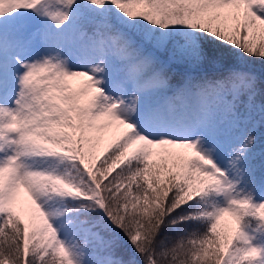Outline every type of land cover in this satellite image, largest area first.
<instances>
[{"label": "snow or ice", "instance_id": "6c2138e0", "mask_svg": "<svg viewBox=\"0 0 264 264\" xmlns=\"http://www.w3.org/2000/svg\"><path fill=\"white\" fill-rule=\"evenodd\" d=\"M0 264H264V0H0Z\"/></svg>", "mask_w": 264, "mask_h": 264}, {"label": "rangeland", "instance_id": "374dc122", "mask_svg": "<svg viewBox=\"0 0 264 264\" xmlns=\"http://www.w3.org/2000/svg\"><path fill=\"white\" fill-rule=\"evenodd\" d=\"M22 199H24V200H28L29 199V197L27 196V193L23 192V190H22Z\"/></svg>", "mask_w": 264, "mask_h": 264}, {"label": "trees", "instance_id": "16d2710c", "mask_svg": "<svg viewBox=\"0 0 264 264\" xmlns=\"http://www.w3.org/2000/svg\"><path fill=\"white\" fill-rule=\"evenodd\" d=\"M106 142V141H105ZM228 223H231V219L230 218H226Z\"/></svg>", "mask_w": 264, "mask_h": 264}]
</instances>
